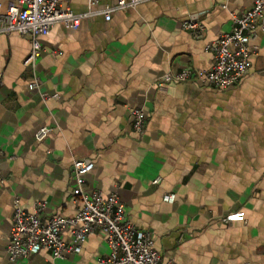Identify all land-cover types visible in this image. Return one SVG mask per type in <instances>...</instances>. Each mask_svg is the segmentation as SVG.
Returning a JSON list of instances; mask_svg holds the SVG:
<instances>
[{
    "label": "crops",
    "instance_id": "crops-1",
    "mask_svg": "<svg viewBox=\"0 0 264 264\" xmlns=\"http://www.w3.org/2000/svg\"><path fill=\"white\" fill-rule=\"evenodd\" d=\"M117 1L100 0L76 30L55 25L39 38L33 68L23 64L30 37L0 34V264H97L108 255L100 233L63 259L43 251L10 262L6 254L14 198L27 213L45 202L43 220L72 216V162L86 158L84 191L116 193L162 263L264 264V33L234 87L155 86L169 72L209 70L208 46L254 0H157L106 22L100 11ZM15 3L0 0L2 12ZM64 6L88 12L86 0ZM187 20L204 25L201 38L182 28ZM35 79L39 89L29 90ZM133 108L146 116L141 135ZM43 127L51 132L36 141ZM238 212L244 222H223ZM62 239L72 243L69 230Z\"/></svg>",
    "mask_w": 264,
    "mask_h": 264
},
{
    "label": "built area",
    "instance_id": "built-area-1",
    "mask_svg": "<svg viewBox=\"0 0 264 264\" xmlns=\"http://www.w3.org/2000/svg\"><path fill=\"white\" fill-rule=\"evenodd\" d=\"M65 0H16L2 12L0 4V34H16L31 39V49L24 60V66L35 67L41 56L39 38L46 37L57 24L66 29L76 30L83 19L94 12L100 0H86L88 12L74 14L64 6ZM157 0H118L113 7L100 11L106 22L116 11L134 9L139 5ZM231 30L220 34L208 46L213 54V63L207 71L184 69L169 72L155 82L159 91H165L172 83H197L215 89L226 90L238 85L251 67L250 57L256 48L251 43L264 33V0H254L249 10L238 15L231 14ZM182 28L199 39L204 33V25L194 20L182 23ZM2 84L0 75V86ZM41 83L35 79L28 84L29 90L39 89ZM57 98V96H53ZM133 131L141 135L145 130L146 116L141 108L130 111ZM51 129L40 128L34 135L36 141L44 140ZM93 168L89 159L73 160L72 174L75 187L71 202L76 205L72 216L55 215L46 220L42 214L46 203L38 201L32 211H24L17 198L13 200V218L9 231V244L6 254L10 262L28 259L46 251L53 260L63 259L68 254L80 251V246L94 233H100L109 249L107 256L99 258L97 264H172L162 263L155 249L154 237L147 231L139 230L126 216L124 205L116 193L104 197L101 192L87 193L83 186L87 173ZM158 180L153 181L156 184ZM4 180L0 179V184ZM243 213L227 215L223 222H244ZM69 230L72 243L62 239V233Z\"/></svg>",
    "mask_w": 264,
    "mask_h": 264
}]
</instances>
